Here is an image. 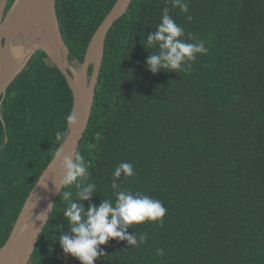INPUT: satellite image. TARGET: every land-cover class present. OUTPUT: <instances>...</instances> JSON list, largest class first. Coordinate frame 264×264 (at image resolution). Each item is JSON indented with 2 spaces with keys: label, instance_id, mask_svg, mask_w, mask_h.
Here are the masks:
<instances>
[{
  "label": "trees",
  "instance_id": "1",
  "mask_svg": "<svg viewBox=\"0 0 264 264\" xmlns=\"http://www.w3.org/2000/svg\"><path fill=\"white\" fill-rule=\"evenodd\" d=\"M116 1L57 0L72 62L84 60ZM188 3L183 13L171 0H132L108 33L78 150L96 184L83 204L114 199L112 172L127 161L136 175H122L121 189L159 199L167 211L162 224L128 228L146 234L145 243L110 239L94 264H264V0ZM165 7L184 28L182 39L191 33L188 42L207 48L187 72L145 67L158 48L143 43ZM73 103L66 77L43 50L10 85L0 111V249L61 146L55 132L67 135ZM62 191L75 197L74 187ZM66 204L57 198L29 264H80L55 241L68 231Z\"/></svg>",
  "mask_w": 264,
  "mask_h": 264
},
{
  "label": "clouds",
  "instance_id": "2",
  "mask_svg": "<svg viewBox=\"0 0 264 264\" xmlns=\"http://www.w3.org/2000/svg\"><path fill=\"white\" fill-rule=\"evenodd\" d=\"M174 8L188 13V0H171ZM188 20L192 17L189 15ZM185 30L176 23L169 14L167 7L163 8L160 22L155 31L146 36L143 43L145 49L158 48V51L149 54L145 67L155 74L167 69L168 71H185L191 68L197 54H206L207 48L202 40H195L191 33L188 40L182 39ZM69 124L76 122V116L69 112L65 116ZM66 133L64 130L55 132L58 144L63 143ZM53 160L59 161L58 175L61 177L58 184V194L62 202H67L63 209V215L68 224V231H62L55 241H59L63 253L70 254L80 261V264H94L96 260L104 257L105 251L100 245L106 244L110 239L127 241L130 246H138L146 242V234L129 233L128 228L132 224H141L146 221L163 223V217L167 209L159 199L145 195L141 192H132L121 189L117 180L136 175L133 165L127 161H121L112 172L113 180L111 188L112 198H106L97 206L88 204V201L96 192V184L90 180L91 173L85 162V157L77 150L71 156L64 155L62 147H58L53 153ZM42 186L47 189L45 182ZM55 187H57L55 185ZM74 187L75 197L72 191H62L64 188ZM54 203H50L46 212L40 213L37 219L46 223L48 213H51ZM157 254L163 256V249H157Z\"/></svg>",
  "mask_w": 264,
  "mask_h": 264
},
{
  "label": "water",
  "instance_id": "3",
  "mask_svg": "<svg viewBox=\"0 0 264 264\" xmlns=\"http://www.w3.org/2000/svg\"><path fill=\"white\" fill-rule=\"evenodd\" d=\"M131 2L132 0L116 1L90 40L84 60L75 65V62L70 60V50L60 27L56 8L57 0H14L7 12L8 0H0V111L12 82L22 73L37 51L43 50L64 74L74 96L72 113L76 116V122L69 124L67 135L60 147L63 149V154L68 156L79 150L93 113L96 86L108 33L127 11ZM44 9L48 10L45 18L49 25L51 51L44 46H34L20 60L8 58V46L12 43V38L18 37L26 24ZM4 13H6L5 16ZM58 168L59 161L52 160L32 188L6 243L0 249L1 264H29L59 197L58 184L61 177L58 175ZM45 182L48 184L47 189L42 186ZM45 190H47L46 194H43ZM40 196H43V201L40 206H37L35 202ZM50 203H54L51 213H48L46 223L42 225V220L37 218L40 213L46 212ZM29 215L30 221L33 219L34 227L22 255L20 240H22Z\"/></svg>",
  "mask_w": 264,
  "mask_h": 264
},
{
  "label": "bare ground",
  "instance_id": "4",
  "mask_svg": "<svg viewBox=\"0 0 264 264\" xmlns=\"http://www.w3.org/2000/svg\"><path fill=\"white\" fill-rule=\"evenodd\" d=\"M47 11L48 10L44 9L42 12L36 14V16L26 24L20 35L18 37L12 38V43L8 46V58L20 60L23 55L34 46H44L45 48L49 49V51H51L49 46L51 44L49 25L45 18ZM46 191L47 190H45L43 194H46ZM42 201L43 196H40L36 200L35 204L40 206ZM29 217L30 215L26 219L25 231H23L22 240H20V251L22 255L25 252L26 245L34 227L33 219L30 221Z\"/></svg>",
  "mask_w": 264,
  "mask_h": 264
},
{
  "label": "rangeland",
  "instance_id": "5",
  "mask_svg": "<svg viewBox=\"0 0 264 264\" xmlns=\"http://www.w3.org/2000/svg\"><path fill=\"white\" fill-rule=\"evenodd\" d=\"M7 5H8V3H7ZM5 14H6V13H4V16H5ZM77 63H78V62L76 61L74 64L76 65Z\"/></svg>",
  "mask_w": 264,
  "mask_h": 264
}]
</instances>
